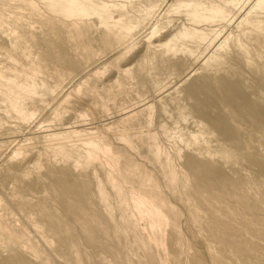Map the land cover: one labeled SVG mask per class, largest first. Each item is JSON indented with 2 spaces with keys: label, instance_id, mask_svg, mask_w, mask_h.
<instances>
[{
  "label": "rangeland",
  "instance_id": "rangeland-1",
  "mask_svg": "<svg viewBox=\"0 0 264 264\" xmlns=\"http://www.w3.org/2000/svg\"><path fill=\"white\" fill-rule=\"evenodd\" d=\"M0 264H264V0H0Z\"/></svg>",
  "mask_w": 264,
  "mask_h": 264
},
{
  "label": "bare ground",
  "instance_id": "bare-ground-1",
  "mask_svg": "<svg viewBox=\"0 0 264 264\" xmlns=\"http://www.w3.org/2000/svg\"><path fill=\"white\" fill-rule=\"evenodd\" d=\"M59 4H62V2H59ZM12 71H13V76H11V77H8V78H5L6 80H5V83H1V86H3V87H6V89L8 90L6 93H4L3 95H5V100L6 101H14V100H12L13 98H15L14 96H16V94H17V91L19 92L20 91V89L21 88H24V87H22V84H20L19 82L18 83H16L17 82V79H18V77L17 76H19V74L20 73H23L22 71H20V72H17L16 71V69H12ZM6 72V71H5ZM4 72V73H5ZM9 73V72H8ZM20 75H22V74H20ZM25 75V74H24ZM23 83V82H22ZM25 83H23V85H24ZM20 94V93H19ZM4 97H2V99H3ZM5 104V103H4ZM10 104H12L13 105V103H10ZM14 107H16V106H14ZM17 108V107H16ZM19 108V107H18ZM14 109V108H13ZM15 110V109H14ZM139 132V131H138ZM153 137V136H152ZM124 144V143H123ZM129 145V144H128ZM127 146V145H126ZM84 155V154H83Z\"/></svg>",
  "mask_w": 264,
  "mask_h": 264
}]
</instances>
